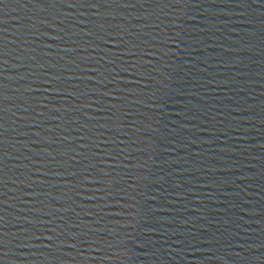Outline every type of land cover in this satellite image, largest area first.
I'll use <instances>...</instances> for the list:
<instances>
[{"label": "water", "instance_id": "1", "mask_svg": "<svg viewBox=\"0 0 264 264\" xmlns=\"http://www.w3.org/2000/svg\"><path fill=\"white\" fill-rule=\"evenodd\" d=\"M128 2L0 4V264H168L264 74V0Z\"/></svg>", "mask_w": 264, "mask_h": 264}, {"label": "snow or ice", "instance_id": "2", "mask_svg": "<svg viewBox=\"0 0 264 264\" xmlns=\"http://www.w3.org/2000/svg\"><path fill=\"white\" fill-rule=\"evenodd\" d=\"M42 2L48 3V4H56L57 2L64 3L66 0H42ZM76 3H85L88 4L89 7H98V6H103V5H108V4H119L123 3L125 7L129 6L128 0H75ZM3 3V0H0V4ZM96 15H99V12L95 13ZM56 39H59V37H56ZM5 53L3 51L2 46H0V77H2L3 73V64L5 61L3 60ZM19 59V57H18ZM21 66V65H20ZM6 102L5 100V89L3 86L2 79H0V152L3 150V112L4 108L2 107L4 103ZM0 163H2V156H0ZM0 175H2V170H0ZM0 220H3V217L0 216ZM139 247L140 245L137 244ZM0 247H3V236L0 235Z\"/></svg>", "mask_w": 264, "mask_h": 264}]
</instances>
